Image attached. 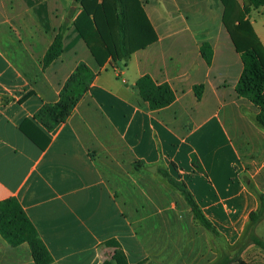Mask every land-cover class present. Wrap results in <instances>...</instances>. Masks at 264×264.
Wrapping results in <instances>:
<instances>
[{"label":"crops","instance_id":"0c3cea01","mask_svg":"<svg viewBox=\"0 0 264 264\" xmlns=\"http://www.w3.org/2000/svg\"><path fill=\"white\" fill-rule=\"evenodd\" d=\"M139 2L157 39L118 60L106 59L94 42L102 64L73 25L82 11L74 0H14L5 8L21 18L10 33L0 28V202L17 200L51 264H103L108 250L102 245L110 239L121 245L128 264L162 255L169 264H213L221 258L215 240L232 249L258 208L255 191L264 193V181L243 176L230 121L229 112L250 101L236 92L243 63L224 25L222 0ZM237 2L244 8L243 0ZM244 13L264 48V4ZM68 18L63 53L44 68L43 57ZM147 32L136 30L128 48L149 39ZM204 43L213 52L210 65L201 54ZM80 64L93 73L89 89L66 120L48 130L35 115L59 101ZM145 75L172 88L170 106L150 110L136 84ZM200 85L198 99L194 88ZM192 155L203 173L192 166ZM134 162L161 165L184 182L221 237L209 235L187 203L192 226L179 221L171 230L169 220L163 238L137 225L133 203L126 207L118 195L120 188H137L126 180ZM256 233L264 241V220ZM253 252L264 264L259 246L242 256ZM0 264L36 263L27 242L12 245L0 232Z\"/></svg>","mask_w":264,"mask_h":264},{"label":"trees","instance_id":"16d2710c","mask_svg":"<svg viewBox=\"0 0 264 264\" xmlns=\"http://www.w3.org/2000/svg\"><path fill=\"white\" fill-rule=\"evenodd\" d=\"M250 1L255 7L264 4V0ZM74 2L82 6V11L73 25L99 64L103 61L96 53L94 42L100 44L106 59L111 57L118 60L128 58L134 50L157 39L139 0H74ZM222 2L225 6L224 25L243 63V70L236 84V92L238 96L247 98L259 107L255 122L264 130V48L237 0H231L230 3L228 0H222ZM67 27L68 22L65 21L46 51L42 61L44 68L63 53V39ZM136 30L143 35L148 31L151 37L137 47L128 48V43L133 42L132 37ZM201 54L210 65L213 52L208 43L202 45ZM92 77L91 70L86 65L80 64L63 87L59 101L54 105L43 106L35 115V119L48 130L64 122L80 97L88 91ZM136 84L141 98L149 104L151 111L166 108L175 101V92L172 88L166 83H156L149 75L139 78ZM194 91L196 97L200 99L203 86H196ZM29 138L33 140L30 136ZM191 162L196 171L204 172L196 155H192ZM143 166L145 165L140 162L133 163V168L136 170ZM158 172L184 197L194 219L214 238H220L219 230L205 216L187 185L174 179L166 168H159ZM255 194L258 199V208L249 213L242 236L233 250L213 264H246L241 256L251 245L259 246L264 251V241L256 233V226L264 220V193L255 191ZM0 232L12 245L27 242L36 264L52 263V256L47 247L14 198L0 202ZM102 246L108 250V253L103 255V264H128L121 245L115 239L104 242ZM232 252L234 256H231Z\"/></svg>","mask_w":264,"mask_h":264},{"label":"rangeland","instance_id":"374dc122","mask_svg":"<svg viewBox=\"0 0 264 264\" xmlns=\"http://www.w3.org/2000/svg\"><path fill=\"white\" fill-rule=\"evenodd\" d=\"M13 1L0 0V28L9 33L12 31V27L15 28L20 23L19 18H21L6 12L5 8L10 7ZM250 5V0H243V9L246 10ZM66 20L70 22L69 18ZM258 113L259 107L250 101L247 104H239L234 107L229 112V116L231 124L237 132L236 138L242 154V168L245 169L243 176L249 178L253 174L257 179L264 181V130L252 121V117ZM151 167L155 168L151 170ZM159 168L162 166H143L137 170L130 168L127 171L126 180L137 185V188L134 189V186L127 187L125 190L120 188L118 195L126 207H132L130 203H133L132 210L138 211V214L135 213L137 225L142 224L144 230L158 233L164 238L169 233V220L171 230L181 226L179 221L184 222L183 226H192L196 222L192 218V213L188 210L184 198L159 174ZM147 191L150 197L147 195ZM209 235L211 234L209 233ZM215 241L214 245L217 250H220V257L228 254L236 245L234 244L231 249L223 239ZM231 256H234V252L231 253ZM256 256L257 253L253 252L241 256V259L246 264H257ZM142 264H169V257L158 256L156 259L151 258L150 262L145 261Z\"/></svg>","mask_w":264,"mask_h":264},{"label":"water","instance_id":"95a60500","mask_svg":"<svg viewBox=\"0 0 264 264\" xmlns=\"http://www.w3.org/2000/svg\"><path fill=\"white\" fill-rule=\"evenodd\" d=\"M154 168H155V167H152V168H150V169L152 170V169H154Z\"/></svg>","mask_w":264,"mask_h":264}]
</instances>
